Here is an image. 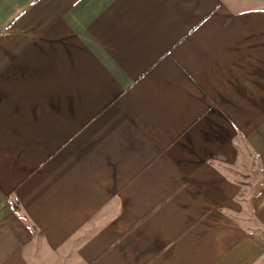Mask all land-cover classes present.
<instances>
[{"label": "crops", "instance_id": "1", "mask_svg": "<svg viewBox=\"0 0 264 264\" xmlns=\"http://www.w3.org/2000/svg\"><path fill=\"white\" fill-rule=\"evenodd\" d=\"M0 264H264V0H0Z\"/></svg>", "mask_w": 264, "mask_h": 264}, {"label": "trees", "instance_id": "2", "mask_svg": "<svg viewBox=\"0 0 264 264\" xmlns=\"http://www.w3.org/2000/svg\"><path fill=\"white\" fill-rule=\"evenodd\" d=\"M14 207H15V210H16V211H19V206H18L17 204H15Z\"/></svg>", "mask_w": 264, "mask_h": 264}]
</instances>
